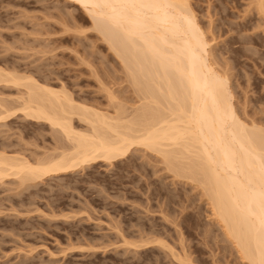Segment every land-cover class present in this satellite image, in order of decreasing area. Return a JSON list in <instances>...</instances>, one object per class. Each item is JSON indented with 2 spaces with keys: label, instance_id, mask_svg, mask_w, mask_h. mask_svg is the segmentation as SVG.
<instances>
[{
  "label": "rangeland",
  "instance_id": "1",
  "mask_svg": "<svg viewBox=\"0 0 264 264\" xmlns=\"http://www.w3.org/2000/svg\"><path fill=\"white\" fill-rule=\"evenodd\" d=\"M190 2L214 39L217 69L230 75L237 110L264 125V18L255 0ZM100 34L73 0H0L3 69L65 86L76 101L107 114H116L119 101L134 112L140 95ZM22 89L2 83L0 97L15 105ZM18 114L0 122V152L32 162L60 152V133ZM162 159L134 146L113 162L96 160L27 186L14 176L0 181V264H185L180 255L194 264H248L224 239L201 186L174 176ZM146 237L169 247L146 248Z\"/></svg>",
  "mask_w": 264,
  "mask_h": 264
},
{
  "label": "bare ground",
  "instance_id": "2",
  "mask_svg": "<svg viewBox=\"0 0 264 264\" xmlns=\"http://www.w3.org/2000/svg\"><path fill=\"white\" fill-rule=\"evenodd\" d=\"M73 1L123 63L140 106L134 112L122 101L116 106V94L107 91L113 94L110 102L116 99V114L110 115L76 101L65 86L55 88L0 66V84L24 87L15 105L0 97V122L21 112L47 122L66 141L57 146L59 153L35 163L23 154L0 152V181L14 176L26 185L96 160L113 162L142 146L161 155L174 176L201 186L224 239L234 243L240 258L264 264V125L245 120L237 110L230 75L217 69L214 39L190 0ZM254 7L264 18V0H255ZM76 118L85 125L79 127ZM161 241L142 242L146 248L167 246ZM176 257L194 264L188 256Z\"/></svg>",
  "mask_w": 264,
  "mask_h": 264
}]
</instances>
